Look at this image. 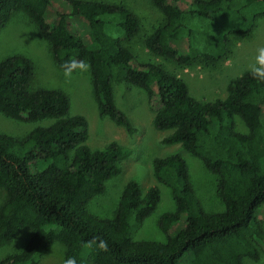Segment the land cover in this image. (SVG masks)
<instances>
[{
  "label": "trees",
  "instance_id": "obj_1",
  "mask_svg": "<svg viewBox=\"0 0 264 264\" xmlns=\"http://www.w3.org/2000/svg\"><path fill=\"white\" fill-rule=\"evenodd\" d=\"M0 0V32L25 12L51 44L57 64L76 70L88 64L99 113L130 134L128 114L115 101L114 83L144 89L153 104L154 127L170 131L162 142L181 144L219 176L224 210L205 211L195 194L187 162L180 155L155 157L157 182L171 188L176 210L160 219L167 240H134L140 225L161 199L158 184L143 192L130 180L115 217L101 219L88 203L121 172L130 147L117 141L103 149L88 146L89 122L72 114L61 89L33 87L34 67L24 55L0 63V112L21 121L52 120L26 137L0 133V246L24 228L32 236L25 248L0 264H41L56 243L65 263L75 264H244L258 260L264 248V60L227 85L224 98L201 100L187 83L151 63H141L126 43L142 29L129 8L93 0ZM165 22L145 36L155 57L183 65L224 59L232 36L250 33L264 16V0H152ZM261 8V10L259 9ZM235 16V21H229ZM85 21V39L74 21ZM83 21V23H84ZM202 26L198 27V24ZM212 23L213 26H209ZM238 119L245 129L240 128Z\"/></svg>",
  "mask_w": 264,
  "mask_h": 264
},
{
  "label": "rangeland",
  "instance_id": "obj_2",
  "mask_svg": "<svg viewBox=\"0 0 264 264\" xmlns=\"http://www.w3.org/2000/svg\"><path fill=\"white\" fill-rule=\"evenodd\" d=\"M51 1L52 8L49 15L52 17L53 9L59 8V4H62L63 8L65 6L60 0ZM93 1L123 5L136 14L142 29L137 37L126 43L128 48L141 63L161 66L184 79L189 87L190 95L194 98L201 100L224 98L227 95L226 87L233 78L240 76L248 69L259 70L264 60V16L257 20L255 28L250 33L232 36L230 51L224 59L216 62L200 59L190 65H183L171 58L155 57L145 45V36L165 22L164 14L153 5L152 0ZM259 9L261 10L260 7ZM83 21L76 17L74 24L79 36L85 39L86 26ZM231 21H235V16L229 21L225 20L227 25ZM200 26L202 23L198 24V27ZM18 54L28 57L33 64L32 84L35 89L63 90L70 97L71 113L82 114L87 118L89 122L87 144L91 149H103L110 142L117 141L132 150L131 155L120 162L121 172L110 178L106 183L105 191L93 197L88 203L89 214L101 219L115 217L125 185L130 180L137 181L143 192H146L149 186L158 184L161 190L160 202L147 219L140 225H136L133 239L166 241L167 235L161 230L159 222L163 214L176 210V201L171 188L159 184L155 179L153 160L155 157L170 155H180L187 162L196 197L205 211L224 210V203L218 194L219 176L181 144L167 145L162 142L170 131H159L154 127L155 109L144 89L124 82L113 85L116 104L128 114L136 129L130 134L124 127L100 115L89 65L84 64L76 70L61 68L55 60L50 42L25 12L16 13L0 32V63ZM51 122L52 120L21 121L0 112V133L24 138L34 128ZM238 123L240 128L245 129L243 121L238 119ZM6 197V192L0 188V208L5 203ZM31 236V229L24 228L11 242L0 246V260L22 251ZM259 249V259L246 257L244 264H264V248L261 246ZM64 250L65 247L61 243H56L43 255L41 264H66Z\"/></svg>",
  "mask_w": 264,
  "mask_h": 264
},
{
  "label": "clouds",
  "instance_id": "obj_3",
  "mask_svg": "<svg viewBox=\"0 0 264 264\" xmlns=\"http://www.w3.org/2000/svg\"><path fill=\"white\" fill-rule=\"evenodd\" d=\"M66 264H75V261H73V260H68V261L66 262Z\"/></svg>",
  "mask_w": 264,
  "mask_h": 264
}]
</instances>
